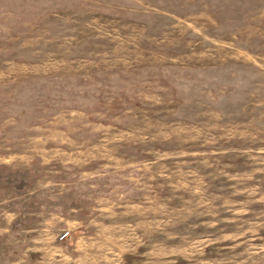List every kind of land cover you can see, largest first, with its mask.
<instances>
[{
  "label": "rangeland",
  "instance_id": "rangeland-1",
  "mask_svg": "<svg viewBox=\"0 0 264 264\" xmlns=\"http://www.w3.org/2000/svg\"><path fill=\"white\" fill-rule=\"evenodd\" d=\"M47 198L60 264H264V0H0V209Z\"/></svg>",
  "mask_w": 264,
  "mask_h": 264
},
{
  "label": "crops",
  "instance_id": "crops-1",
  "mask_svg": "<svg viewBox=\"0 0 264 264\" xmlns=\"http://www.w3.org/2000/svg\"><path fill=\"white\" fill-rule=\"evenodd\" d=\"M48 199L41 204L40 209H35L34 204L27 206L24 211L21 207L13 211L1 206L0 264L3 260L8 264H60L62 260L73 258L74 253L69 252L67 245L54 243L55 236L48 228L54 224H51V216L73 227L82 225V220L51 215ZM85 237L93 238L92 235Z\"/></svg>",
  "mask_w": 264,
  "mask_h": 264
},
{
  "label": "built area",
  "instance_id": "built-area-1",
  "mask_svg": "<svg viewBox=\"0 0 264 264\" xmlns=\"http://www.w3.org/2000/svg\"><path fill=\"white\" fill-rule=\"evenodd\" d=\"M69 234H70V231H66V232L62 235L61 239H65V238H67V237L69 236Z\"/></svg>",
  "mask_w": 264,
  "mask_h": 264
}]
</instances>
